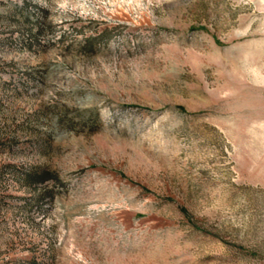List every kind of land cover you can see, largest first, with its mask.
I'll use <instances>...</instances> for the list:
<instances>
[{"label": "rangeland", "instance_id": "1", "mask_svg": "<svg viewBox=\"0 0 264 264\" xmlns=\"http://www.w3.org/2000/svg\"><path fill=\"white\" fill-rule=\"evenodd\" d=\"M0 264H264V0H0Z\"/></svg>", "mask_w": 264, "mask_h": 264}, {"label": "trees", "instance_id": "2", "mask_svg": "<svg viewBox=\"0 0 264 264\" xmlns=\"http://www.w3.org/2000/svg\"><path fill=\"white\" fill-rule=\"evenodd\" d=\"M41 11L44 15L48 14V11L45 8H42ZM41 31L39 26L33 31V29L28 30V34L30 37H33L35 41L37 34ZM54 176L51 174V172L45 168H37L32 167L30 169H27V172L23 174V179L26 183L29 184H40L44 181L52 179Z\"/></svg>", "mask_w": 264, "mask_h": 264}]
</instances>
